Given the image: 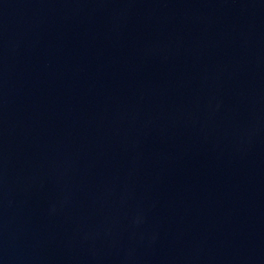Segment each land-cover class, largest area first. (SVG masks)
Segmentation results:
<instances>
[{
	"label": "water",
	"instance_id": "water-1",
	"mask_svg": "<svg viewBox=\"0 0 264 264\" xmlns=\"http://www.w3.org/2000/svg\"><path fill=\"white\" fill-rule=\"evenodd\" d=\"M0 264H264V0H0Z\"/></svg>",
	"mask_w": 264,
	"mask_h": 264
}]
</instances>
